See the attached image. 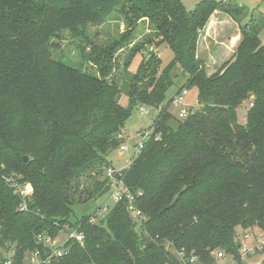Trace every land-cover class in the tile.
<instances>
[{
    "label": "trees",
    "instance_id": "16d2710c",
    "mask_svg": "<svg viewBox=\"0 0 264 264\" xmlns=\"http://www.w3.org/2000/svg\"><path fill=\"white\" fill-rule=\"evenodd\" d=\"M215 12L240 24L241 39L208 74L197 48ZM115 15L124 31L99 41L89 27ZM252 16L234 0H200L191 11L180 0H0V264L31 255L34 264H213L218 250L242 264L239 233H264V19ZM143 21L148 34L128 47ZM65 32L79 40L76 62L53 52ZM153 44L172 51L168 64ZM177 66L187 76L180 91L195 87L198 108L172 125L163 103ZM143 105L157 110L151 133L120 177L141 192L144 221L131 218L125 199L101 219L75 217L77 205L111 189L102 168ZM67 229L83 241L68 238L55 253L38 240Z\"/></svg>",
    "mask_w": 264,
    "mask_h": 264
},
{
    "label": "rangeland",
    "instance_id": "374dc122",
    "mask_svg": "<svg viewBox=\"0 0 264 264\" xmlns=\"http://www.w3.org/2000/svg\"><path fill=\"white\" fill-rule=\"evenodd\" d=\"M181 3L184 5L185 9L187 11H191L197 2L200 0H180ZM220 1V0H216ZM237 4L243 5L246 7V9L249 11V14L253 13V16L251 17L252 23H259L262 18L264 19V0H234ZM246 22L249 21V17L246 18ZM225 25V26H224ZM223 30L219 32V34L216 36V39L214 38V35H206L205 39V32L207 29V25L205 28L200 32L199 36V46L201 50L200 56L204 58L206 71L208 74L214 72L217 70L218 66L222 63L221 57L224 58L223 54H221L220 50L223 48L221 44H218V40H221L219 36L226 35L227 33H231L233 26H235L232 22L230 24H223ZM89 31L91 33H98L97 39L99 41L106 40L108 37L115 36L118 33H121L124 31V24L120 18V16H113L111 19L108 20L107 23H105L101 27H89ZM148 26L146 22H140L137 26L136 32L134 33L133 39L128 44V47L131 46L135 42L142 41L143 37L148 34ZM208 34V33H207ZM240 34V30H239ZM241 39V34L239 35ZM157 40V39H156ZM259 40L262 45H264V25L261 28L259 32ZM79 43V40L75 37L69 36L68 33H64L63 37L56 42L57 46L54 47L53 52L58 53L60 58H62L64 61L72 60L73 62H76L77 60H80V56L78 54L79 49L77 48V44ZM238 45V44H237ZM153 51H157L162 64L166 65L170 62V60L173 57L172 51L165 45L162 44L159 48H156L154 44L152 45ZM208 47L209 53H208ZM215 47V48H214ZM151 47H149L150 50ZM88 49V47H87ZM86 49V50H87ZM125 49L119 50L116 54L117 57L122 61L124 57ZM143 55H147V52L142 53ZM142 54H138L134 57L132 60L129 71L135 72L138 68V64L142 58ZM83 63V66L87 68L90 71L94 72V68L85 60H81ZM116 74L120 73L118 71L115 72ZM170 76L172 79V85L169 87V89L166 92L165 101L163 104L169 103V112L172 115V120L170 123L173 125L175 124V120L180 119L178 117V113L181 109H186L187 112L194 111L198 108V102H197V90L195 87H192L190 89H187V94L183 98V102L180 104H174L171 102V100L177 95V93L180 91V89L183 87V85L186 83L187 76L182 73V71L179 69V67H175L171 72ZM119 102L121 105L126 106L127 105V95L125 92L121 93V96L119 98ZM248 101H243L238 107H237V116L238 121L240 123H244L245 121V115L246 111L249 107ZM143 108L145 109V113L141 112L139 108H135L130 115V117L125 122L123 132L121 134V144H124L127 147V150L125 151H119V149L114 150L110 154H108V159L111 161V165L114 166V169L120 170L123 167H127L132 159V157L138 153L136 152V147L141 143L142 137L141 133H146L150 129V125L152 123L153 118L157 114V110L154 107L145 106L143 105ZM102 174L100 175V178L105 177L106 169L102 168ZM112 189L104 193L103 195L97 197L94 200L89 201L88 203L84 205H77L74 210L75 217L79 218L83 215L91 214L93 212H96V216L98 219H101L104 217V215L108 212V210L114 205L115 201L111 198ZM71 220H74L71 218ZM97 221V220H96ZM70 231V229L61 231L57 237L54 239V248L61 250L63 247L64 242L68 239L67 233ZM254 234L263 236V231L261 232L260 229L255 228ZM246 231H242L239 233V236L244 234ZM251 241V238L249 239ZM5 249H3L0 246V253H3ZM34 258L33 255H31L29 258H26L24 261V264H30L31 258ZM38 259L35 257L33 264L36 263ZM190 264H199L197 260L194 258L190 260ZM213 264H238V262L231 256L226 255L223 259H217Z\"/></svg>",
    "mask_w": 264,
    "mask_h": 264
},
{
    "label": "built area",
    "instance_id": "2783aa9c",
    "mask_svg": "<svg viewBox=\"0 0 264 264\" xmlns=\"http://www.w3.org/2000/svg\"><path fill=\"white\" fill-rule=\"evenodd\" d=\"M186 94H187V89H182L179 92V94H177L173 98L172 103L177 104V105L182 103L183 98ZM139 110L143 113L146 112L143 107H140ZM187 114H188L187 110L183 108L179 111L178 117L184 118L187 116ZM150 133H151L150 129L146 133H141L142 140H141V143L136 147V152L142 146V143L144 142L145 139H147ZM118 149L119 151H125L127 150V147L124 144H121ZM122 169L117 170L111 166L106 169L105 176L108 179H110V188L112 189L111 198L115 202H118L121 199H125L126 209L129 215L134 221L140 224L144 221L145 217L142 214V212L138 208H136L135 201H136V196L140 195L141 192L137 191L136 194H134L130 192L129 189L124 185L123 180L120 177L121 176L120 171ZM249 234L251 233L246 231L244 234L242 233V235L239 236L237 240L238 241V253H239L240 260L242 264H263L264 263V234L263 236L262 235L250 236ZM67 236L69 239H74L79 242L83 241V234L77 230L68 232ZM250 238H251V241H249ZM38 240L44 244H48L51 246H53L55 242L53 239L49 237H45V236L39 237ZM54 252L55 253L57 252L56 249H54ZM226 255L228 254H226V252H224L223 250H218L215 253L214 258L215 260L223 259ZM34 258L33 257L31 258L32 262L34 261ZM4 264H12V262L7 260L4 262Z\"/></svg>",
    "mask_w": 264,
    "mask_h": 264
},
{
    "label": "crops",
    "instance_id": "0c3cea01",
    "mask_svg": "<svg viewBox=\"0 0 264 264\" xmlns=\"http://www.w3.org/2000/svg\"><path fill=\"white\" fill-rule=\"evenodd\" d=\"M230 22H232L235 25L233 26L232 32L230 34L227 33L226 35H224V38H222L223 36H219L221 40H218V44H221L223 46V48H221L220 50L221 54H223L224 56V58L221 57L222 62L233 54L235 48L237 47V44L240 41V37H239L240 24L223 13L215 12L210 17L205 32V39H207L206 35H214V38L216 39V36L219 34L220 31L223 30V27L225 26V25L223 26V24H230ZM199 43L200 42H198L197 55L204 60V58L200 56L201 50ZM209 49L210 47H208V53H209ZM111 167L115 168L112 165Z\"/></svg>",
    "mask_w": 264,
    "mask_h": 264
},
{
    "label": "water",
    "instance_id": "95a60500",
    "mask_svg": "<svg viewBox=\"0 0 264 264\" xmlns=\"http://www.w3.org/2000/svg\"><path fill=\"white\" fill-rule=\"evenodd\" d=\"M28 160V157L27 156H24L23 157V161L26 162Z\"/></svg>",
    "mask_w": 264,
    "mask_h": 264
}]
</instances>
